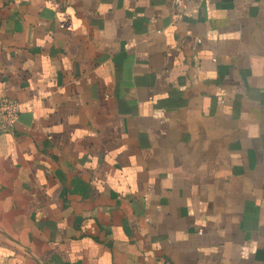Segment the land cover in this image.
<instances>
[{
    "label": "crops",
    "instance_id": "0c3cea01",
    "mask_svg": "<svg viewBox=\"0 0 264 264\" xmlns=\"http://www.w3.org/2000/svg\"><path fill=\"white\" fill-rule=\"evenodd\" d=\"M0 264H264V0H0Z\"/></svg>",
    "mask_w": 264,
    "mask_h": 264
},
{
    "label": "built area",
    "instance_id": "2783aa9c",
    "mask_svg": "<svg viewBox=\"0 0 264 264\" xmlns=\"http://www.w3.org/2000/svg\"><path fill=\"white\" fill-rule=\"evenodd\" d=\"M178 5H185V0H175ZM204 1V0H201ZM21 111L17 99L4 97L0 102V132L11 131L19 119Z\"/></svg>",
    "mask_w": 264,
    "mask_h": 264
}]
</instances>
